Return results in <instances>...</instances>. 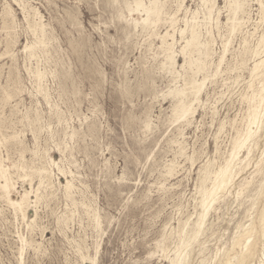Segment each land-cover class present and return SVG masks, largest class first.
Wrapping results in <instances>:
<instances>
[{"label": "rangeland", "instance_id": "1", "mask_svg": "<svg viewBox=\"0 0 264 264\" xmlns=\"http://www.w3.org/2000/svg\"><path fill=\"white\" fill-rule=\"evenodd\" d=\"M140 1L0 0V163L11 198L28 196L18 209L0 188V264H222L264 208V110L251 122L264 0H158L146 21L154 0ZM191 25L211 57L183 51ZM199 86L180 118L177 92L189 104ZM250 129L194 235L204 190Z\"/></svg>", "mask_w": 264, "mask_h": 264}, {"label": "bare ground", "instance_id": "2", "mask_svg": "<svg viewBox=\"0 0 264 264\" xmlns=\"http://www.w3.org/2000/svg\"><path fill=\"white\" fill-rule=\"evenodd\" d=\"M184 1V0H183ZM204 1V0H203ZM215 1V0H214ZM213 1V2H214ZM244 1V0H243ZM209 3V1H207ZM158 0H154V6L153 7H149L146 8V12L148 14L147 18L145 19L148 20L150 13H152L153 11L158 12L159 8L157 6ZM207 3V4H208ZM215 3V2H214ZM212 3V4H214ZM234 3V1H233ZM239 3V2H237ZM23 4V3H22ZM230 4V3H229ZM232 4V3H231ZM236 4V3H235ZM242 4V2H241ZM142 6V3L140 0H136V7L140 8ZM212 5L210 4L209 8ZM233 6V4L231 5ZM235 6V5H234ZM245 6V5H244ZM243 6V7H244ZM208 7V5H207ZM237 7V5H236ZM242 7V5H241ZM240 7V8H241ZM180 8V6H179ZM214 8V7H213ZM212 8V11H213ZM232 8V7H230ZM35 9V8H34ZM34 9L32 8V10L34 11ZM211 9V8H210ZM236 10V9H233ZM230 11H232L230 9ZM243 11V10H242ZM196 12V11H195ZM209 12V11H208ZM37 13V12H36ZM35 13V14H36ZM162 13V12H161ZM233 13V12H232ZM242 13V12H241ZM236 14V13H235ZM245 14V13H244ZM34 15V14H33ZM37 15V14H36ZM174 15V14H173ZM35 16V15H34ZM209 16V15H208ZM212 16V14H211ZM218 17V16H217ZM219 18V17H218ZM31 19V18H30ZM195 19V18H194ZM217 19V18H216ZM229 19V17H228ZM45 20V19H44ZM211 20V19H210ZM232 20V19H231ZM36 21V20H35ZM39 21V20H38ZM43 21V20H42ZM37 22V21H36ZM160 22V21H159ZM194 22V20H193ZM233 22V21H231ZM235 22V21H234ZM262 22V21H261ZM32 23V22H31ZM35 23V22H34ZM36 25L38 27H40V32H43L42 28L44 26V24L41 23V21L37 22ZM187 26H189L188 24H186ZM234 25V24H232ZM231 25V26H232ZM239 26V24H237ZM37 26L35 27V30H37ZM173 26V25H172ZM219 26V25H218ZM235 26V25H234ZM233 26V27H234ZM33 27V26H32ZM31 28V27H30ZM232 28V27H231ZM186 29H181V33L184 34L186 32ZM170 30V29H169ZM177 30V29H176ZM35 32V31H34ZM38 32V31H36ZM38 32V34L40 33ZM210 32V31H209ZM45 33V32H43ZM175 34V33H174ZM173 34V35H174ZM169 32L167 31L165 34H161L160 38L162 40V47H164V51L166 52V58L168 59L169 63L171 66H175L176 64V55H175V51H173V46H174V39L172 42H169L167 37L169 36ZM37 36V34H36ZM40 35H38L37 37H39ZM41 38V37H40ZM171 38V37H170ZM263 38V37H262ZM261 38V39H262ZM42 39V38H41ZM260 39V40H261ZM38 40V39H37ZM11 41V40H10ZM9 41V42H10ZM39 41V40H38ZM42 41V40H41ZM260 42V41H259ZM44 43V42H43ZM46 43V42H45ZM186 46L183 49V51H185V49L187 47H191V46H199V45H203L205 47V52L204 55L206 57H208V55L210 54V47L208 48V43H202L199 40V35H198V31L195 28V25H191V31H190V36L187 39L186 42ZM261 45L264 44V40L261 41L260 43ZM8 47V46H7ZM49 47V46H48ZM26 48H33V45H27ZM258 50V48H256ZM255 49V51H256ZM263 49V47L261 48ZM10 50V49H9ZM48 50V49H47ZM192 50V49H191ZM182 51V50H181ZM260 51V50H259ZM262 51V50H261ZM256 53V52H255ZM261 53V52H260ZM259 53V54H260ZM190 54V53H189ZM193 55V54H192ZM210 56V55H209ZM211 57V56H210ZM222 57V56H221ZM200 59V58H199ZM197 59V60H199ZM222 59V58H221ZM263 59V58H261ZM196 62V61H195ZM200 69V68H199ZM253 71L254 72H258L261 71V87H258V92L257 95L258 98L260 99L259 102L260 104L257 105L256 107H252L253 110V114H252V118H251V122L253 123H257L259 117L261 116L263 110H264V60H260L258 62H256L255 66H253ZM203 70V69H202ZM177 71V70H176ZM198 71V70H197ZM193 72V71H192ZM42 76V75H41ZM205 79V77L203 78ZM257 78H255L256 80ZM198 81V80H197ZM259 81V80H258ZM251 83H255V82H251ZM196 80H194L192 82V88H196ZM251 85V84H250ZM259 85V86H260ZM177 86V85H176ZM203 86V85H202ZM254 86V85H252ZM188 87V86H187ZM186 87V88H187ZM177 89V88H176ZM172 90V89H171ZM201 90V87L199 86L198 90L194 93V98L190 99V103H186V92L185 90H179L177 92V97L179 95V93L182 95L181 97V102H180V118L181 117H186L189 113H193L195 111V109H192V105L193 102L195 101H199L198 100V96L197 94L199 93V91ZM256 94V93H255ZM254 94V97H255ZM193 94H191L192 96ZM180 96V95H179ZM242 96V95H241ZM175 97V96H174ZM252 97V96H251ZM200 98V97H199ZM250 98V97H249ZM256 104V103H255ZM177 105V104H176ZM254 105V104H253ZM32 108V107H31ZM178 110V109H177ZM174 111V110H173ZM195 113V112H194ZM193 113V114H194ZM190 116V114H189ZM187 119V118H185ZM192 119V118H191ZM262 120V119H261ZM184 121V120H183ZM188 121V120H187ZM188 123V122H187ZM190 123V122H189ZM260 123V122H259ZM244 133V132H242ZM242 135V134H239ZM237 135V136H239ZM255 135V131H252L251 129L246 133L245 137L242 140H238L236 142V139H234L236 142L235 146H234V150L230 156V159L226 162V164L221 167V169H219V171L216 173L215 176V180L213 183V186L210 189H205L204 190V195H203V200H202V206H203V213L201 214V221L198 224L197 230L195 231L194 235H197L200 232L201 229V225L202 222L204 220V218L206 217L208 211L211 209V207L213 206L212 204L217 201L216 199H218L217 197H219V194L224 191L228 185H230V183L233 180V175H234V171L237 167V163H236V159L238 158V155H240V151L248 144V142H250L253 137ZM65 136V135H64ZM184 137V136H183ZM238 139V138H237ZM41 142V141H40ZM41 147V146H40ZM38 150V149H37ZM250 150V149H249ZM67 151V150H66ZM247 157V156H246ZM261 161V160H260ZM244 162V161H243ZM242 162V163H243ZM262 162V161H261ZM53 163V162H52ZM217 164V163H216ZM43 166V165H42ZM45 166V165H44ZM207 167V166H206ZM47 168V167H46ZM209 168V167H208ZM220 168V167H219ZM58 170V169H57ZM208 171V169L206 170ZM44 172H46V175L42 176L41 175V180L44 179V177H47L48 172L46 170H44ZM174 172V171H173ZM205 172V171H204ZM214 173V172H213ZM205 174V173H204ZM0 175L1 177L4 179V183L1 182L0 184V188L3 190L5 196L9 199V202H11L12 205H14V207H17L18 209H23L24 206L26 205L27 201H28V196L27 194L23 197H21V199H17L14 200L11 198V184L9 181V178L6 174L5 168L3 167V165L0 163ZM213 175V174H212ZM66 176V175H65ZM205 176V175H204ZM48 178V177H47ZM237 179V178H236ZM47 181V179H46ZM211 181V180H210ZM12 182V181H11ZM202 183V182H201ZM40 184H43L40 182ZM14 185V184H13ZM12 185V187H13ZM71 181L67 182V187L71 188L72 186ZM15 186V185H14ZM246 187V186H245ZM207 188V187H206ZM14 189V188H13ZM245 189V188H243ZM38 190V189H37ZM30 191V190H29ZM33 191V190H32ZM225 192V191H224ZM32 193V192H31ZM73 197V196H72ZM72 202V201H71ZM236 204V203H235ZM68 209V208H67ZM254 209V208H253ZM24 210V209H23ZM16 212V211H15ZM19 213V212H18ZM23 213V212H22ZM23 215V214H22ZM24 218V216H23ZM68 218V217H67ZM61 232V231H60ZM170 233V232H169ZM168 238V237H167ZM182 241V240H181ZM264 241V208L258 213V215L256 216V218L244 229L243 232L239 233L234 241L233 244V250H234V255L232 256L230 253L231 252H227L224 259L222 260V264H255L254 260L255 257L258 255V251H259V245L260 243ZM232 247V246H231ZM238 247V249H236ZM264 247V246H263ZM176 256V254H175ZM87 257H84V259H86ZM173 258V257H172ZM264 262V261H263ZM172 264H183V260L181 258V254L179 253L178 256H176V258H174L172 260ZM264 264V263H263Z\"/></svg>", "mask_w": 264, "mask_h": 264}]
</instances>
